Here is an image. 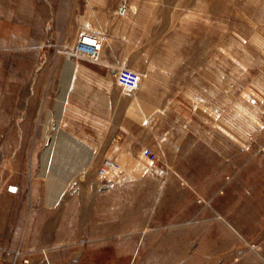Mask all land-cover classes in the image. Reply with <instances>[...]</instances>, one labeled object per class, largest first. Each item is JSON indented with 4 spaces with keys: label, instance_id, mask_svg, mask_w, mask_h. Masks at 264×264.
Here are the masks:
<instances>
[{
    "label": "rangeland",
    "instance_id": "obj_1",
    "mask_svg": "<svg viewBox=\"0 0 264 264\" xmlns=\"http://www.w3.org/2000/svg\"><path fill=\"white\" fill-rule=\"evenodd\" d=\"M79 247L264 264V0H0V264Z\"/></svg>",
    "mask_w": 264,
    "mask_h": 264
},
{
    "label": "built area",
    "instance_id": "obj_2",
    "mask_svg": "<svg viewBox=\"0 0 264 264\" xmlns=\"http://www.w3.org/2000/svg\"><path fill=\"white\" fill-rule=\"evenodd\" d=\"M86 34L87 33H85V32H80L79 33V42L82 45H85V46H88V47L90 46L92 48V55L95 56L96 53H98V50L100 48L99 37L97 35L92 34V35L95 36L96 42H95V45H90V44H87L86 41L84 40ZM89 34H91V33H89ZM137 80H138L137 73L134 72L131 69H128V68H123L120 71L119 76H118V82L122 86H125V87H134V85L137 83ZM111 166H112L111 161L105 160L103 162V167H101V170L104 171V169L106 167H111Z\"/></svg>",
    "mask_w": 264,
    "mask_h": 264
},
{
    "label": "crops",
    "instance_id": "obj_3",
    "mask_svg": "<svg viewBox=\"0 0 264 264\" xmlns=\"http://www.w3.org/2000/svg\"><path fill=\"white\" fill-rule=\"evenodd\" d=\"M102 49H103V55H102V62L103 63H111L113 60H111L110 58H109V56L108 55H106L109 51H110V49H111V46H105V44H103L102 45ZM106 50V51H105ZM105 52H106V54H105ZM105 91H111L110 89H106ZM106 95H109V93H105ZM64 246V245H63ZM76 254H78V256H79V260H78V264H83V258L85 257V255H86V251H85V249L84 250H82V249H80V247L78 248V250H77V252H76Z\"/></svg>",
    "mask_w": 264,
    "mask_h": 264
},
{
    "label": "bare ground",
    "instance_id": "obj_4",
    "mask_svg": "<svg viewBox=\"0 0 264 264\" xmlns=\"http://www.w3.org/2000/svg\"><path fill=\"white\" fill-rule=\"evenodd\" d=\"M84 40L86 41L87 44H90V45H95V42H96V38L92 34H89L88 36H86Z\"/></svg>",
    "mask_w": 264,
    "mask_h": 264
}]
</instances>
